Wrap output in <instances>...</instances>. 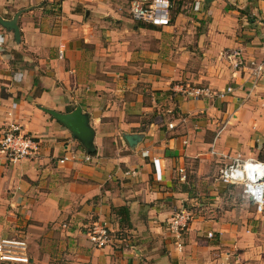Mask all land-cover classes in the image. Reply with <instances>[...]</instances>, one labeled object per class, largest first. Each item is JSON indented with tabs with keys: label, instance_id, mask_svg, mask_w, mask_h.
I'll return each instance as SVG.
<instances>
[{
	"label": "crops",
	"instance_id": "crops-1",
	"mask_svg": "<svg viewBox=\"0 0 264 264\" xmlns=\"http://www.w3.org/2000/svg\"><path fill=\"white\" fill-rule=\"evenodd\" d=\"M129 1L0 0L2 19L21 12L19 42L0 25V136L17 123L40 142L15 161L0 149V238L26 240L29 258L0 264H264V212L216 176L238 154L264 161V79L250 74L264 0H181L151 27ZM189 85L232 91L192 98ZM77 106L92 155L46 111ZM126 133L142 137L130 146ZM206 199L208 216L175 238L171 216ZM94 222L122 236L96 247Z\"/></svg>",
	"mask_w": 264,
	"mask_h": 264
},
{
	"label": "built area",
	"instance_id": "built-area-1",
	"mask_svg": "<svg viewBox=\"0 0 264 264\" xmlns=\"http://www.w3.org/2000/svg\"><path fill=\"white\" fill-rule=\"evenodd\" d=\"M175 0H130L129 1V12L131 18L136 22L148 23L153 26H168L171 23V6ZM201 2L199 0L195 1L193 6L198 9ZM3 37L0 36V44L3 43ZM237 52L228 53V58L232 59V67L238 69L242 66L243 61L237 56ZM251 77L254 80L264 79V58L261 62L254 65L250 71ZM190 86V85H189ZM183 88V93L192 98L201 97H224L226 92H231L232 87L227 86L225 90L213 91L209 87H189ZM172 127V124H169ZM40 142L32 134H28V131L17 124L11 123L2 132L0 136V149L5 152L6 156L10 158L11 161L19 160L21 158L34 155L39 151ZM90 155H85V160H90ZM66 159L63 158L60 161L63 162ZM239 159L241 162L252 159L254 161L264 162L257 158H242L239 154L232 157L229 162L225 163L218 172V178L221 182L225 184L238 185L241 188L242 196L244 195L245 185L243 183H233L226 182L223 171L226 168L234 165ZM181 173L180 179L185 178L184 169H179ZM249 200V199H248ZM254 206V210L257 213L264 212V207L258 205L257 203L249 200ZM192 220L190 213L181 209L171 216L169 220V229L175 238H179L181 233L189 226ZM211 232H208V236H211ZM88 240L96 247H101L109 244L111 242V234L106 225L101 222L92 223L87 232ZM28 245L26 240L22 238H0V262H10V263H25L28 262L27 255Z\"/></svg>",
	"mask_w": 264,
	"mask_h": 264
},
{
	"label": "water",
	"instance_id": "water-1",
	"mask_svg": "<svg viewBox=\"0 0 264 264\" xmlns=\"http://www.w3.org/2000/svg\"><path fill=\"white\" fill-rule=\"evenodd\" d=\"M212 0H202V2L208 3ZM21 12L18 11L11 19L5 20L0 17V25L7 31L12 33L13 40L15 42L20 41V29L17 23L18 16ZM55 119L60 121L72 135L80 141L87 152L94 150L92 141L94 136V130L89 124L87 115L82 111L80 106H77L70 112H59L51 109H46ZM139 133H126L125 138L130 146H134L141 138Z\"/></svg>",
	"mask_w": 264,
	"mask_h": 264
},
{
	"label": "clouds",
	"instance_id": "clouds-1",
	"mask_svg": "<svg viewBox=\"0 0 264 264\" xmlns=\"http://www.w3.org/2000/svg\"><path fill=\"white\" fill-rule=\"evenodd\" d=\"M226 182L243 183L245 199L264 207V162L252 159L236 163L223 171Z\"/></svg>",
	"mask_w": 264,
	"mask_h": 264
},
{
	"label": "rangeland",
	"instance_id": "rangeland-1",
	"mask_svg": "<svg viewBox=\"0 0 264 264\" xmlns=\"http://www.w3.org/2000/svg\"><path fill=\"white\" fill-rule=\"evenodd\" d=\"M179 1H181V0H175V1H173L172 7H171V14L172 15L176 12L177 9L180 8L181 2H179ZM189 87H201V86H199V85H195V86L194 85H190ZM26 131H28V130H26ZM28 134H31V133L28 131ZM220 165H221V163H220ZM216 176H218V175H216ZM230 192H232V193L235 194V197H234V201L233 202L234 203H239L238 199H239V195L241 194V188H240V186L236 185V187L230 189ZM202 202H204V203H197V205H193V204L191 205V207L189 208V211L192 213V215L195 214V212H197V211H201V213H203L206 216H208L209 211H210L209 201H208V199H206V200H204ZM226 204H228V206H231L232 203H231L230 200H228V203H226ZM224 206H227V205H225V203H224ZM196 207H198V210L195 211V212H193L191 209H194ZM218 208L219 209L223 208V205L221 207H218ZM111 240H113V238Z\"/></svg>",
	"mask_w": 264,
	"mask_h": 264
},
{
	"label": "trees",
	"instance_id": "trees-1",
	"mask_svg": "<svg viewBox=\"0 0 264 264\" xmlns=\"http://www.w3.org/2000/svg\"><path fill=\"white\" fill-rule=\"evenodd\" d=\"M171 7H172V6H171ZM177 11H178V9L176 10V12H177ZM175 14H176V13H174L173 15H171V20H173ZM139 23H140L139 25H141V26H142V25L149 26V27L153 26V25L148 24V23H142V22H139ZM90 154L92 155L93 152L90 153ZM234 186L236 187V185H234V184H229V186L227 187L228 189H226V191L230 192V189L233 188ZM241 196H242V193H241ZM242 197H243V196H242ZM200 203H204V202H200ZM186 207L188 208V212L190 213V215H191L192 217L196 216V215L198 214V212L201 213V211H197V210H198V207H196V208H194V209H191L193 212L197 211V212H195V214L192 215V213L189 211V208L191 207V205H187ZM201 210H202V209H201ZM110 234H111V237L113 238V240H114V239H117V238L120 237V236H122V235L119 234L118 232H116V233H110Z\"/></svg>",
	"mask_w": 264,
	"mask_h": 264
}]
</instances>
